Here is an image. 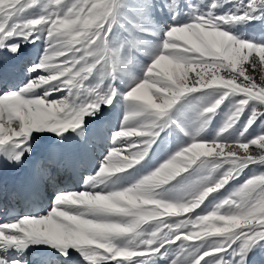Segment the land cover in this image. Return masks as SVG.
<instances>
[{"label":"snow or ice","instance_id":"6c2138e0","mask_svg":"<svg viewBox=\"0 0 264 264\" xmlns=\"http://www.w3.org/2000/svg\"><path fill=\"white\" fill-rule=\"evenodd\" d=\"M253 20L261 42L233 33ZM25 45L38 51L21 66ZM197 94L213 98L194 118L173 111ZM117 107L96 159L109 138L90 123ZM156 150L163 162L118 186ZM40 246L57 264L264 256V0H0V264Z\"/></svg>","mask_w":264,"mask_h":264},{"label":"rangeland","instance_id":"374dc122","mask_svg":"<svg viewBox=\"0 0 264 264\" xmlns=\"http://www.w3.org/2000/svg\"><path fill=\"white\" fill-rule=\"evenodd\" d=\"M193 4H198L199 0H192ZM37 10H33V13L35 14ZM233 33L236 35H240L245 39H254L257 42L262 41L261 37V28H260V21L259 20H253L250 23H242L238 24L235 28L232 29ZM29 45H25L23 47L22 54H25L24 60L21 61L19 65H23V63H27L30 61L29 57L27 56V47ZM38 51V50H37ZM37 54V52H36ZM147 61V57H145V62ZM119 83V82H118ZM121 88H124V84H120ZM211 95H204V94H197L195 99L192 97H189L185 100H182L181 103L177 106V109H174V112H179L181 116H184L187 114L189 119L194 118V111L196 108L200 106H204L211 102L212 100ZM121 101V105H122ZM223 107V106H222ZM119 111V112H118ZM122 107H117L115 109H104V117L110 113L111 115L114 114V123L118 126L119 120L122 118ZM227 111L226 108H224L223 111L218 112L212 123L209 125V127L202 133L207 138H210L212 136H215L216 131L219 129V127L222 125L225 115L224 113ZM104 117L102 119H104ZM120 117V118H118ZM101 119V120H102ZM106 120V119H105ZM95 121L92 120L91 123ZM90 123V124H91ZM113 128H111L112 130ZM111 130L109 129L107 138H109L110 142V136H111ZM170 144H175L177 142V137L175 134H172L168 137ZM103 157L101 154L98 156L97 159H102ZM165 158V153L161 152L160 150H156L154 153H150V159L144 166L137 165L135 169L129 170L127 173L122 174V179L124 180V185L122 187H126L129 185V183L134 182L136 179H139L141 176L147 174V172L151 171L155 166H157L159 163L163 162V159ZM243 179V177L241 178ZM182 178L178 179V181H174L173 184L180 185ZM236 183V182H234ZM237 185H234V187ZM231 190V189H230ZM181 192V188L177 187L176 189L171 190L170 195L172 196H178ZM215 195V194H214ZM209 201H211V204H214L216 201L213 200L212 197L209 198ZM209 201H206V204L209 206V210H211V204ZM199 211V210H197ZM253 259V264H264V256H262L260 253H257Z\"/></svg>","mask_w":264,"mask_h":264},{"label":"bare ground","instance_id":"6f19581e","mask_svg":"<svg viewBox=\"0 0 264 264\" xmlns=\"http://www.w3.org/2000/svg\"><path fill=\"white\" fill-rule=\"evenodd\" d=\"M27 51V56L29 57V59L31 60L35 55H36V52H37V49L31 45H29L26 49ZM26 56L25 54H22L21 53V57H20V60L17 61L16 63L19 65L21 63V61H25L24 60V56ZM119 112V111H118ZM114 114H110L108 113L104 119L102 120H95L93 121L91 124H90V127L92 129V132H93V136H100V137H107V135L109 134L108 131L109 129L111 130V128H114L115 126V123H114ZM120 118V117H118ZM106 119V120H105ZM107 146H110V142L108 139H100L96 142L95 144V158L97 159L98 156L101 154V156L103 157V155H106L107 154ZM96 159H94L92 162L95 163L96 162ZM24 170L23 169H19V170H16L14 172L11 173V175L13 176H17V177H23L24 176ZM85 175L88 174V172H85L84 173ZM78 178L75 177V176H72V177H69V178H65L63 180V184H67L69 186H75L77 187V190L79 189V184L77 182ZM124 185V180L121 179L119 181V185L120 187H122ZM63 186V185H61ZM46 196V194H42V202L44 205L47 204V199L44 198ZM22 207V206H21ZM37 250L41 252H43L44 254L47 252V249L43 248V246H40V248H38ZM31 256L34 258L36 257V254H31ZM44 259H41L40 262H43Z\"/></svg>","mask_w":264,"mask_h":264}]
</instances>
